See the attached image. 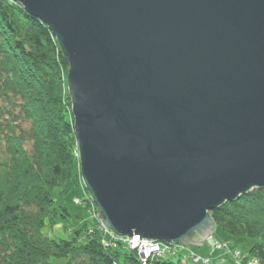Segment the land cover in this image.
I'll list each match as a JSON object with an SVG mask.
<instances>
[{
  "label": "water",
  "instance_id": "1",
  "mask_svg": "<svg viewBox=\"0 0 264 264\" xmlns=\"http://www.w3.org/2000/svg\"><path fill=\"white\" fill-rule=\"evenodd\" d=\"M15 1L70 65L81 175L108 231L202 247L211 211L264 188V0Z\"/></svg>",
  "mask_w": 264,
  "mask_h": 264
},
{
  "label": "trees",
  "instance_id": "2",
  "mask_svg": "<svg viewBox=\"0 0 264 264\" xmlns=\"http://www.w3.org/2000/svg\"><path fill=\"white\" fill-rule=\"evenodd\" d=\"M68 72L50 29L15 0H0V264H50L55 257L70 258L66 264H142L124 244L106 246L100 226L88 229L81 245L80 235L57 241L43 234L54 191L67 195L79 174ZM211 217L233 237L260 239L250 254L264 260V188ZM150 264L183 263L161 257Z\"/></svg>",
  "mask_w": 264,
  "mask_h": 264
},
{
  "label": "rangeland",
  "instance_id": "3",
  "mask_svg": "<svg viewBox=\"0 0 264 264\" xmlns=\"http://www.w3.org/2000/svg\"><path fill=\"white\" fill-rule=\"evenodd\" d=\"M69 68H70V65H69ZM78 158H79V151H78ZM78 170H79V174L77 175L78 176L76 179L77 181L74 187L72 188V190L67 195L62 197L58 189L54 191L55 202H54L53 214L51 215V218H49L46 221V226L43 229V234L57 241H59L60 239L73 240L75 237L78 238L80 235L77 241V245H81V244H85L87 241V240H84V238H87L88 229L93 230L95 227L96 228L99 226L101 227L102 224L98 220L96 206L94 205L95 206L94 208L89 203L85 204L86 200L91 201L92 199L87 189L85 188L82 175H81L80 165H79ZM61 206L65 207L68 210V212L63 211ZM85 225H87L88 227L87 229H84ZM78 231H81V234H78ZM103 234H105L104 231H103ZM230 240L234 246H231V245L229 246ZM250 240L252 241L253 239H250ZM250 240L248 238H246V240L231 239L229 238V235L226 232H224V230L221 227H218L215 233L213 234V237L209 240V243H207L206 246H202V247L190 246L187 249H182L181 252H179L177 256L175 257H173L172 255H168L167 257L174 261H179L180 257H184V258L189 257L187 259V264H195L193 262L192 256H200L202 257V260H204L205 258H210L211 256L210 253L212 251H209V246H212L213 250H216V247H215L216 244L223 242V244L224 243L227 244V247L224 251L227 254H229V249H231L234 253L238 249L245 252L246 250H248L246 249L247 247L245 244L247 243L249 245L252 244ZM104 243L106 246H108L106 242ZM113 244H116V243H113ZM113 244H111V247H114ZM243 245L245 247H243ZM231 256L232 258H234V254H232ZM69 260L70 258H66V257H63V258L55 257V258H52L50 264H66ZM197 264H204V263L202 262V263H197ZM258 264H264V260L262 261V263L259 262Z\"/></svg>",
  "mask_w": 264,
  "mask_h": 264
},
{
  "label": "bare ground",
  "instance_id": "4",
  "mask_svg": "<svg viewBox=\"0 0 264 264\" xmlns=\"http://www.w3.org/2000/svg\"><path fill=\"white\" fill-rule=\"evenodd\" d=\"M23 7V5H21ZM24 8V7H23ZM28 14V13H27ZM29 15V14H28ZM32 17V16H31ZM33 18V17H32ZM53 34V33H52ZM54 36V35H53ZM55 37V36H54ZM57 43H58V39L55 37ZM59 45V43H58ZM60 47V46H59ZM67 81H68V77H67ZM69 91V90H68ZM71 112H72V116H73V120L75 121L74 119V115H73V107H71ZM75 124V122H74ZM75 129V128H74ZM79 146V145H78ZM79 162H80V157H79ZM89 193V192H88ZM92 201V200H91ZM88 203V202H87ZM85 203V204H87ZM93 203V201L91 202ZM94 204V203H93ZM95 205V204H94ZM220 208V207H219ZM214 211V210H213ZM212 212V211H211ZM211 212H210V215H211ZM212 218V217H211ZM99 220V219H98ZM100 221V220H99ZM215 229L213 231V234L215 233L216 229L219 227L217 225V223L215 222ZM100 230L104 231L105 232V236H106V239H104L103 242H106L108 246H111V244L113 243H122L124 244V241L126 242H130L131 240H135V237L136 236H133V238H130V237H119L117 236L116 234L114 233H111L110 231H108L103 225L101 227H99ZM107 233V234H106ZM213 234L204 241V245L203 246H206L207 244L206 243H209V240L213 237ZM228 234V233H227ZM229 235V238L231 239H235V240H246V238H236V237H233L231 234H228ZM127 239V240H126ZM250 240V238H248ZM107 240V241H106ZM141 240H145V239H141ZM140 241V240H139ZM138 241V242H139ZM251 241V240H250ZM158 244H161L163 246H166V244L168 245H176V248L175 249H167L165 248V250H168L166 251L167 252V255H172L173 257L177 256V249L178 247L180 249H187L189 248L191 245H184V244H177V243H166V242H161V241H156ZM252 244L249 245L248 243L245 244L246 245V250L245 252L244 251H241V250H236V252L234 253L231 249H229V254L225 253V249L227 247V244H223V242L221 243H218L216 244V250H213V247L212 246H209V251H212L210 254V258H205V260H213L214 262H216V264H255V260L257 261V263H262L263 259L261 260L260 258H256V256H252L250 254V251L252 250L253 247H255L256 245L260 244L261 243V240L260 239H253L252 241ZM113 244L114 247H117L118 244ZM152 243H155L152 242ZM152 243L150 244V246L152 247ZM110 244V245H109ZM156 245V244H154ZM234 246L232 243H231V240L229 241V246ZM193 247H199V246H193ZM243 247H245L243 245ZM153 248H155L156 252L157 253H160V250H158V248L156 246H153ZM216 251V252H215ZM215 252V253H214ZM218 252V253H217ZM227 252V251H226ZM249 252V253H248ZM232 254H234V258H232ZM156 256V255H155ZM154 258H158V256L154 257ZM154 258H150V260L147 262V264H150V261L153 260ZM198 258V261L197 262H194L195 264L197 263H202V257L200 256H197ZM260 259V260H258ZM200 260V261H199ZM256 263V264H257Z\"/></svg>",
  "mask_w": 264,
  "mask_h": 264
},
{
  "label": "built area",
  "instance_id": "5",
  "mask_svg": "<svg viewBox=\"0 0 264 264\" xmlns=\"http://www.w3.org/2000/svg\"><path fill=\"white\" fill-rule=\"evenodd\" d=\"M152 242H154V241L141 240L139 237H135V240H131L130 242L124 241V245L128 249L135 250L137 252V254L139 256V260L141 261L142 264H147V262L150 260V258H154L156 256H158V258L167 257L168 255H167V252L166 251H168V250H165V248H167L169 250L176 248V245H173V244L172 245L166 244V246H163L161 244H158L156 241H155V243H152ZM151 243H152V247L150 246ZM154 244H156V245H154ZM153 246H156L158 248V250H160V253H157L155 251L156 249L153 248ZM181 250L182 249H180L178 247L176 254H178L179 252H181ZM181 258H182V262L184 264H186L187 263V259L189 257L188 258L181 257ZM192 258H193V261L194 262H197L198 261L197 256H192ZM202 262L204 264H216V262H214L212 260H205L204 259V260H202ZM254 262H255V264L257 263L256 260Z\"/></svg>",
  "mask_w": 264,
  "mask_h": 264
}]
</instances>
